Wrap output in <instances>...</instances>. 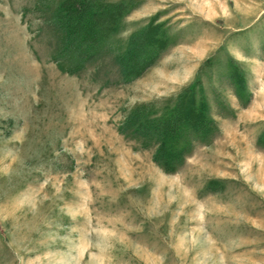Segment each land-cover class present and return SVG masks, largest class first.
<instances>
[{"label":"rangeland","instance_id":"1","mask_svg":"<svg viewBox=\"0 0 264 264\" xmlns=\"http://www.w3.org/2000/svg\"><path fill=\"white\" fill-rule=\"evenodd\" d=\"M0 264H264V0H0Z\"/></svg>","mask_w":264,"mask_h":264}]
</instances>
